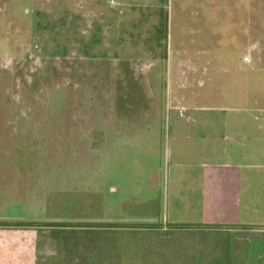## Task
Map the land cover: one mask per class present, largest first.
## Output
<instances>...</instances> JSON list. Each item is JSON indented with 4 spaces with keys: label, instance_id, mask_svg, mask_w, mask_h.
<instances>
[{
    "label": "rangeland",
    "instance_id": "obj_1",
    "mask_svg": "<svg viewBox=\"0 0 264 264\" xmlns=\"http://www.w3.org/2000/svg\"><path fill=\"white\" fill-rule=\"evenodd\" d=\"M189 116L247 122L243 135L221 129L212 151L175 122ZM256 137L261 167L244 173L259 174V196L238 202L222 146ZM44 198L49 214L115 224L160 223L162 203L179 223L164 230L216 227L227 264H264V0H0V221L38 217ZM59 224L19 227L37 246L59 241L65 264L137 257L108 249L95 261L88 246L130 242ZM0 225L9 256L22 231Z\"/></svg>",
    "mask_w": 264,
    "mask_h": 264
},
{
    "label": "trees",
    "instance_id": "obj_2",
    "mask_svg": "<svg viewBox=\"0 0 264 264\" xmlns=\"http://www.w3.org/2000/svg\"><path fill=\"white\" fill-rule=\"evenodd\" d=\"M92 205L98 207L97 204ZM99 207H101V204ZM72 215H86L85 217H92L90 215L88 216L86 213H72ZM100 215L101 214L94 217H99ZM71 226L107 229L108 232L114 233L116 237L122 234V238L120 239L123 241L125 239L126 244H128L127 241L130 242L131 246L102 247L96 246V244L88 246L87 248L93 250L94 253L98 251L101 253L100 255L97 253L98 256L95 258V261L98 262L100 258L108 252V249H115V251L118 249L120 252H126L125 256H127L129 252L134 253V247L138 249L136 250L137 257L134 262L129 261V264H227L226 261L229 257L230 246H228V236L223 238V233L216 231V227H201V229L198 230L185 229L186 231L183 233L182 231H178L181 230L179 227H169L168 230H164L165 228L162 224L85 223ZM212 237L215 238L213 242H211ZM183 239L184 241L182 244H184V242L195 241L193 243L196 245L189 246L190 243L182 245L180 241ZM211 244H213V246H211ZM220 253L223 257L220 255L216 260H213L210 256ZM79 254L80 258L83 255L86 256L87 252L86 250H80ZM134 256L135 255H133V257ZM133 257L132 254H130L129 259L132 260ZM1 258L0 264H65L62 246L55 241L46 246L38 247L34 257L27 254L24 258L20 257L17 260L7 259L6 257ZM125 259L129 260L127 258Z\"/></svg>",
    "mask_w": 264,
    "mask_h": 264
},
{
    "label": "crops",
    "instance_id": "obj_3",
    "mask_svg": "<svg viewBox=\"0 0 264 264\" xmlns=\"http://www.w3.org/2000/svg\"><path fill=\"white\" fill-rule=\"evenodd\" d=\"M181 120H176L175 122H182V123H189V128L193 130L194 134H201L205 133L209 137V142L206 143V145L210 146V149L213 151L212 145H213V138L218 134V132L221 129H229L232 127H235L234 134L236 136L243 135L245 131L244 124L247 122L246 117H233V118H227V117H213V116H189V117H180ZM235 124V125H234ZM91 133V131L89 132ZM92 139V137L90 138ZM235 138L231 137L232 142H234ZM206 140V139H205ZM215 141V140H214ZM232 146V147H231ZM231 146H227L224 148L222 146L223 151L222 154H225L227 161H223L222 165L224 168H232L231 170L237 171L236 173V182H233L232 184L236 186V192L235 196L237 198V201L240 202L244 199L251 200L252 197L259 196V174H245V170L254 171V169H258L261 167V149L259 146V137H256L252 139V141H245L243 140H236L235 144H232ZM235 156L234 159L236 160V163H230L231 160L228 159V157ZM153 170V169H152ZM153 178L152 181L155 180L156 185H152L149 188H161L164 186L163 179L158 175L155 170H153ZM160 184V187L158 186ZM257 187V189H256ZM45 194V198H46ZM42 199L39 203V207L37 210H39L38 217L35 218H13V219H6L4 221H0V224H15V226H7L6 228H12L13 230L22 231V237L19 239V242L17 245H15V248L12 251V254L9 256L1 255V257H6L7 259L17 260L18 258L22 257L24 258L25 255H29L34 257L36 255V252L38 250V247L46 246L49 243H42L39 246L33 242V238H36L34 234V231L29 230V228H26L27 226H20L21 224H30V223H57L59 225H64L66 227H76L80 228L78 226H71V225H78V224H85V223H98V224H115V223H109L112 219L105 216V214H101L99 217H85L83 216H74L72 213H63V214H55V213H48V203L49 200ZM152 202V201H151ZM150 203V202H149ZM154 203V202H152ZM105 205V202H104ZM35 210V211H37ZM62 213V212H61ZM85 214V213H84ZM158 215L161 219L160 223L156 224H168V225H176L179 223L169 222L168 220V213L166 214L165 211H163V205L160 203ZM58 221V222H56ZM64 221V222H59ZM119 221H123L121 218ZM62 223V224H61ZM121 224H127V223H121ZM249 224V223H247ZM1 226V225H0ZM3 227V226H2ZM23 227V228H21ZM84 228V227H82ZM1 229V227H0ZM1 231V230H0ZM58 242L60 246L62 244L57 241L56 239H51L50 243ZM56 244V243H55ZM27 253V254H26Z\"/></svg>",
    "mask_w": 264,
    "mask_h": 264
}]
</instances>
